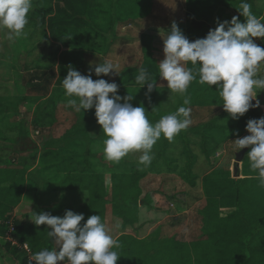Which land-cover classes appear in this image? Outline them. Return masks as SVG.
Listing matches in <instances>:
<instances>
[{
  "label": "rangeland",
  "instance_id": "rangeland-1",
  "mask_svg": "<svg viewBox=\"0 0 264 264\" xmlns=\"http://www.w3.org/2000/svg\"><path fill=\"white\" fill-rule=\"evenodd\" d=\"M62 1L32 0L24 29L26 35L19 39L9 41L7 30L0 31V96L22 97L25 94L24 83L19 77L27 70L51 68L54 71L46 94L35 100L23 101L24 116L0 114V168L4 166L8 172H13L14 178H24L21 201L13 209L12 218L4 223L7 226L4 240H11L13 219L20 220L22 229L26 231L31 224L29 216L32 211L49 210L87 199L83 191L55 192L47 185L37 190L35 182H49L66 172H98L104 174L108 182L110 174L136 171L143 174L139 181V199L144 202L138 207L137 223L134 228L120 227V222L109 213L105 217V225L110 234L125 233L142 239L158 230L161 237L174 235L177 239L190 241L201 231L200 209L208 200L215 201L220 211L232 210L236 203L235 180L257 177L247 157L251 146L235 152L232 141L249 134L245 128L249 119L264 116V90L257 93L260 107L250 108L239 119L223 113L217 89L204 96L207 101H197L188 106L192 109L189 127L206 122L218 126L237 124L234 129L204 130V141L197 133L185 132L194 156L191 167L194 185H190L185 177L188 162L180 133L171 143L161 136L151 150L154 158L148 167L138 165L140 152H130L118 163L105 159L103 141L106 137L98 123L90 125L91 129L83 134H69L75 122H87L94 116L95 109L76 112L66 107L69 97L65 95L62 81L69 66L82 75H88L90 64L107 59L118 66L120 74L97 77L93 71V80H114L119 85L118 94L123 97L132 93L134 99L130 102L133 106L143 104L147 117L161 118L171 114L184 97L170 95L167 81L157 73V64L164 58L160 31H170L175 21L187 37L188 15L205 23L209 30L217 26V17L222 22L237 16L244 22L245 18L235 7L240 0H138V5L130 4L138 10L133 7L127 9L123 4L117 13L113 10V0H107L106 10L111 8L113 11L103 18L106 30L103 22L95 18L96 0H66L67 4ZM247 2L252 5V12L264 22V0ZM71 6L76 9L77 19L68 25L63 18L73 13ZM50 20L59 22L53 31L64 33L65 39L59 37L60 41L56 42L50 38ZM253 39L257 44L261 41L260 38ZM141 66L155 76L158 86L161 85L150 93L151 103L145 96L147 84L140 87L134 82ZM186 67L195 71L198 65L194 67L188 62ZM258 76H264V64L259 67ZM192 83L194 96L202 85L197 81ZM22 119L24 135L19 128ZM239 152L242 156L237 161ZM32 171L34 173L30 175ZM22 248L29 259V248ZM0 264L6 263L0 260Z\"/></svg>",
  "mask_w": 264,
  "mask_h": 264
},
{
  "label": "clouds",
  "instance_id": "clouds-1",
  "mask_svg": "<svg viewBox=\"0 0 264 264\" xmlns=\"http://www.w3.org/2000/svg\"><path fill=\"white\" fill-rule=\"evenodd\" d=\"M235 7L245 18L244 22L237 16L222 22L217 17V26L204 38L189 41L175 21L170 31H160L164 58L157 64V73L167 81L170 95L180 94L184 98L182 106L154 124L147 118L143 104L133 106L130 102L134 99L132 93L122 97L114 80L92 79L93 71L97 77L120 74L118 66L110 60L90 64L88 75L68 67L62 81L65 95L69 97L66 107L76 112L95 109L97 123L106 137L103 141L105 159L118 163L130 152H140L138 165L150 166L154 158L151 150L161 136L171 143L191 125L192 109L187 107L191 97L185 94L193 81L210 87L215 85L223 109L232 119H239L250 108L260 107L257 93L264 90V76H258V69L264 64V47L253 38L264 40V22L252 12L247 0H240ZM31 8L32 0H0V31L7 30L9 41L26 35L24 29ZM188 62L194 67L198 65L195 71L186 67ZM154 77L141 66L134 79L140 87L147 84L145 96L149 103L150 93L161 86L156 84ZM245 128L249 134L232 141L234 150L251 146L247 153L250 168L257 172L259 186L264 187V116L249 119ZM29 218L36 226L50 228L47 236L55 246L34 253L27 264L33 261L36 264H58L60 261L63 264H116L120 257L114 250L119 249L120 243L110 234L100 215L93 214L85 220L83 213L72 210H65L62 217L33 211Z\"/></svg>",
  "mask_w": 264,
  "mask_h": 264
},
{
  "label": "trees",
  "instance_id": "trees-1",
  "mask_svg": "<svg viewBox=\"0 0 264 264\" xmlns=\"http://www.w3.org/2000/svg\"><path fill=\"white\" fill-rule=\"evenodd\" d=\"M89 1L92 2V0ZM136 1L138 0H115L113 10L117 13L118 7L123 3L133 4ZM63 2L67 4L66 0ZM71 9L73 13L65 15L64 20L62 19L63 22L67 21L68 25L77 19L76 9L72 6ZM111 10L110 8L99 12L106 17ZM57 22L50 20L48 29L51 30L50 38L59 42V37L65 39V34L53 31L54 26L58 27ZM208 31L209 28L205 23L196 21L188 15L187 38L189 41L204 38ZM258 45L264 47V40L258 42ZM53 78L54 71L51 68L23 72L19 79L24 83L25 94L22 97L0 96V114L13 113L24 116L25 102L23 101L35 100L36 97L46 94ZM192 89L193 83L190 84L186 93L191 97L190 105L197 101H207L204 96L216 89V86L202 85L194 96ZM182 105L183 101L177 105L176 109ZM223 113L229 114L225 110ZM147 118L153 124L160 119ZM23 123L24 119L19 121L21 135L25 134ZM94 123H97L95 115L87 122L77 121L72 125L69 134L75 133L77 136L88 132L91 129L90 125ZM236 127L237 124L218 126L212 122H206L180 132L188 162L185 167V177L190 185H194V177L191 176L194 156L189 148L185 132L197 133L204 141L206 129L226 130ZM3 148L9 149L5 146ZM8 171L4 166L0 168V260L6 264H27L28 257L22 248L24 244L29 248L31 257L43 249L51 250L54 242L47 236V230L50 228L46 225L36 226L31 221L29 228L25 231L22 229V223L17 219L12 220L13 231L10 234L15 244L11 240H4L7 234V226L4 223L12 218L13 209L20 203L24 192V178H14V173ZM33 173L34 171L30 175ZM142 177L143 174L136 171L113 173L109 175V181L106 182L105 175L98 172L61 173L52 181L42 184L35 182L36 189L39 190L47 185L55 192L83 191L87 199L49 210L36 209L34 212L37 214L49 212L51 215L62 217L65 210H72L83 213L85 220L93 214L100 215L104 223L106 215L110 213L120 222V227L134 228L137 223L138 207L144 203L139 199L141 194L139 181ZM235 187L237 191L235 208L220 211L215 201L208 200L200 209L201 231L190 241L177 239L174 235L161 237L158 230L142 239L125 233L112 235L120 243L119 249H114L120 255L116 264H264V187L259 186L256 177L238 178L235 180ZM83 223L84 221L81 222ZM32 264L36 262L33 261Z\"/></svg>",
  "mask_w": 264,
  "mask_h": 264
},
{
  "label": "crops",
  "instance_id": "crops-1",
  "mask_svg": "<svg viewBox=\"0 0 264 264\" xmlns=\"http://www.w3.org/2000/svg\"><path fill=\"white\" fill-rule=\"evenodd\" d=\"M114 1L115 0H113V5H114ZM142 0H139V2H141ZM145 1V0H144ZM150 1V0H149ZM63 2V1H62ZM61 2V3H62ZM139 2H135V3H133V4H135V5H138V3ZM146 2V1H145ZM97 3V4H96ZM108 2H107V0H96V2H95V18H96V20H101L102 22H103V24H104V14L103 13H100L99 11H102V10H105L106 9V7H107V4ZM123 4H125V5H127L126 6V8L127 9H130L131 10V8L133 7V9H135V10H138V9H136L137 7L135 6V5H133L132 7H131V5L130 4H127V3H123ZM120 7H118V9H119ZM129 12V11H128ZM103 29H105L106 30V25L104 24V28Z\"/></svg>",
  "mask_w": 264,
  "mask_h": 264
},
{
  "label": "water",
  "instance_id": "water-1",
  "mask_svg": "<svg viewBox=\"0 0 264 264\" xmlns=\"http://www.w3.org/2000/svg\"><path fill=\"white\" fill-rule=\"evenodd\" d=\"M241 156H242V152H239L237 157H236V160L239 161L241 159Z\"/></svg>",
  "mask_w": 264,
  "mask_h": 264
},
{
  "label": "built area",
  "instance_id": "built-area-1",
  "mask_svg": "<svg viewBox=\"0 0 264 264\" xmlns=\"http://www.w3.org/2000/svg\"><path fill=\"white\" fill-rule=\"evenodd\" d=\"M24 247H27V246L24 244Z\"/></svg>",
  "mask_w": 264,
  "mask_h": 264
}]
</instances>
